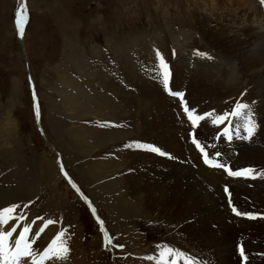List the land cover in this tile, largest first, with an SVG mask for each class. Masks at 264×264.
I'll return each instance as SVG.
<instances>
[{"label": "rangeland", "instance_id": "1", "mask_svg": "<svg viewBox=\"0 0 264 264\" xmlns=\"http://www.w3.org/2000/svg\"><path fill=\"white\" fill-rule=\"evenodd\" d=\"M25 4L28 15L22 42L15 25L18 0H0V210L19 205L16 212L24 214L26 205L30 204L29 215L43 214L62 222L67 232L64 242L73 250L71 260L66 258L63 264H146L149 255L160 259L161 246L183 251L192 256L189 257L195 264H214V258L195 245L179 225L145 212L141 207L143 200L132 198L125 180L118 174L126 168L127 157L121 154L122 151L126 154L125 150L118 146L116 149V145L127 142L136 132L129 122L137 113L122 108L117 112L120 117L125 115L122 122L109 120V117L95 119L88 109L102 108L105 98L96 106H93L96 101L92 100L100 93L105 95L102 88L118 78L115 86L120 88L119 100L114 93L107 98L116 105L124 101L125 108L126 100L134 102V107L136 102L140 107L139 117L151 119L152 116L145 113L154 108L155 100H142L143 94L147 97L148 93H142L141 89L144 85H155L157 75L150 70L153 66L149 65L147 56L143 58L138 51L129 56L130 59H124L119 50L123 53L126 41L128 45L131 40L152 42L166 36L165 39H177L193 53L190 64H196L194 67L201 72H205V65L197 60V53L205 52L219 59L221 84L228 92V98L219 106L226 113L235 109L236 99L251 104L256 112L257 104L264 99V3L261 0H25ZM185 34L189 36L180 39ZM162 56L166 59L164 54ZM150 57L158 62L157 53ZM169 66L171 68L172 64ZM154 72L158 73L157 65ZM171 72L174 76V66ZM173 79L171 88L174 89ZM156 81L162 86L159 79ZM128 94L140 99L132 100ZM174 102L169 108L185 125L177 107L173 109ZM36 105L44 135L55 150L37 127ZM156 105L158 110L160 104L156 102ZM160 115V122L148 123L162 127L161 122L167 119L161 112ZM143 118L137 122L144 125ZM82 130L90 138L97 137L93 146ZM153 130L157 131L158 139L164 140L167 149L172 150L173 135L168 136L162 129ZM78 133L83 136L82 142ZM148 133L139 131L141 138ZM209 143L211 140L203 144L208 146ZM151 144L159 147L154 142ZM160 149L173 158L142 153L152 155L154 160L182 163L173 153ZM193 153L198 157L195 151ZM229 156L233 168L239 170L236 156ZM103 162L115 169H108ZM61 165L64 174L87 196L89 206L71 190L73 187L62 175ZM213 185L218 188V175ZM227 188L231 193V188ZM91 206L99 218L93 215ZM227 212L234 217L228 208ZM206 216L204 213L200 218ZM99 220L103 221L113 245H106ZM40 225L36 223V227ZM10 226L2 227L8 230ZM212 228L216 231L215 224ZM51 231L47 227L36 245L35 235L30 237L35 252L40 254L37 259L43 255L40 250L49 247ZM55 235L59 233L52 237ZM203 247L215 251L221 246ZM56 259L51 256L48 264Z\"/></svg>", "mask_w": 264, "mask_h": 264}, {"label": "bare ground", "instance_id": "2", "mask_svg": "<svg viewBox=\"0 0 264 264\" xmlns=\"http://www.w3.org/2000/svg\"><path fill=\"white\" fill-rule=\"evenodd\" d=\"M187 36L189 35L185 34L184 37L180 39L187 38ZM165 38H155L152 42L147 39L145 42L131 40L128 41V45H126V41L123 42V53L121 52L122 50H119V52L124 59H128L131 55L133 56L136 54V51H138L143 58L147 56L149 65L153 66L150 70L157 75V72H154L157 65L156 59L155 57H150V55L157 53L155 52L156 50L159 51L161 55L164 54L166 56L167 62L172 64L171 69H173V66L175 67L176 72L174 76H172L174 78L172 85L175 90L186 89L185 92H187V96L185 101L190 110L194 109L197 114L208 113V110H211L210 113L214 112L215 114L226 113L219 106L228 98V92L224 90L221 84L222 78L219 75V67H221V65L217 64L219 59L217 60L211 54L205 56H210L212 59L202 58L197 55V59H202L205 65V72H201L200 68L194 67L196 64H190V59H192L191 56H194L193 53L188 52L182 47L177 39ZM154 46H156L155 50L152 49ZM138 48H140V50H138ZM173 53H175V55H173ZM117 79L113 81V84L107 82L108 86L104 89L102 88V92L104 91L106 96L100 93L96 96V100H92L93 103L96 101V103L93 104V106H96L100 99L104 100L105 98V104L102 108H89L88 110L93 114L92 116H95L93 117L95 119L105 120L109 117V120H123L122 122H125V115L120 117L117 114L122 108L129 113H137L133 114V118L130 122L126 121L134 125L136 132L132 133L129 139H126L128 140L127 142L122 141L116 145V149L118 146V148L124 149L126 153L124 154L123 151L121 152V154L127 157V164H125L126 168L124 167V171L122 173L118 172V174L122 175L125 180L126 188L130 192L132 198L137 199V201H141L142 199L143 203L141 207L145 209V212L148 211L147 213L153 215L154 218L159 215L162 218L170 219L172 224L179 225L181 228L180 230L187 233L186 235H188L195 245L203 248V252L214 258L212 259L214 264H241V258L237 251V246L240 244L244 245L246 248L248 254L247 264H264V218H259L264 216V178L257 174L255 180H230L226 178L223 173L220 174V171H216L218 173H215L205 169L200 164L198 157L193 153L194 150L188 144L187 130L189 128L184 125L181 120L176 119L174 112L169 108L170 103H172L174 99L162 92L163 87L156 81V79H159L158 75L153 81L155 85H144L141 89L142 93H148L147 97L143 94L142 97L144 98H141L142 100L154 99L160 104L158 110H156L157 105L155 101V104H153L154 108H151V110H149L150 106L147 108V111H149L145 114H149V117L152 116V118L146 120L142 117L146 121L144 125L138 123V119L142 120V118L139 117L140 107L136 106L138 103L135 102L134 107V102L128 99L126 100L125 108L123 107L124 101L122 103L120 100L119 105H116L107 98L108 94L114 93L119 100L117 92H119L120 88L115 86V81ZM128 95L131 99L135 97L133 94ZM65 99L67 100L68 98ZM136 99L138 100L140 98L137 97ZM257 105L258 108H256V112H254V122L257 124V129L252 137L251 144H244L242 140L236 142L235 148L240 154H237L236 158H234L236 159V164L239 166L238 169L254 168L257 170V173H264V99ZM107 106L108 108H106ZM172 106L173 109L177 107L175 102ZM110 107H112V110ZM160 112L167 119V122H161L162 127L160 125L156 126L153 123H150V125L148 123L149 121L160 122ZM235 122L242 123V121L237 119H235L234 123ZM139 125L141 127H139ZM153 129H162L169 133L168 136L173 135L170 139L172 150L167 149L164 145V140L162 141L157 138V131ZM83 130L82 132L85 134V130ZM215 130L216 127L208 120H205L202 122L201 126L196 129V134L200 142L207 145L210 141V135L213 136ZM139 131L149 133L145 138H141ZM85 136L86 139L90 138L87 133ZM75 137L77 138L76 134ZM78 137L82 142L83 136L78 133ZM96 138L97 137L90 138L92 146L97 142ZM80 141V145H84ZM147 141H149V143L154 142L158 144L160 148L169 153H173L182 163L173 164L166 160H154L152 155L149 156L146 155L147 153H142L141 148L137 147V145H144ZM89 145H91V143ZM230 154L233 155L232 153H229V155ZM229 155L227 154L226 157H230ZM105 166L111 170L115 169L113 166L111 167L107 164H105ZM62 172L65 173L64 170ZM217 175L219 189L213 185ZM69 181L71 180L69 179ZM71 183H74L72 181L70 182V186L73 187ZM211 186H214V189H212ZM226 186L231 188L233 202L236 201L238 203L237 207L239 211L242 213L255 214L258 217L257 219H249L244 215L239 217H231L229 215L226 208V200H224L225 195L223 193ZM77 188L73 187L77 193H80V191H77ZM82 197L83 201L86 202L85 196L83 195ZM204 213H207V216L200 218ZM213 224H215L216 231L212 228ZM7 227L5 228L6 230ZM3 229L4 228L0 226V231H6ZM211 245L221 247L216 248L215 251L203 247H210ZM59 247L62 246L59 245ZM41 251L42 250H40V252ZM60 255H66L67 257L68 252L66 254L60 253ZM48 259L44 261V264H48ZM158 260L159 258L155 259L153 255H149L147 258L148 263L146 264H157ZM28 261V263H25L31 264V258ZM64 261L65 259L61 260L57 258L53 264H63Z\"/></svg>", "mask_w": 264, "mask_h": 264}, {"label": "snow or ice", "instance_id": "3", "mask_svg": "<svg viewBox=\"0 0 264 264\" xmlns=\"http://www.w3.org/2000/svg\"><path fill=\"white\" fill-rule=\"evenodd\" d=\"M261 3H264V0H261ZM27 5L25 4V0H18V7L15 11V25L17 28L18 35L22 38L24 35L23 25L27 23ZM175 55V53H173ZM198 56L202 58L212 59L210 56H205V54L197 53ZM157 59H158V77L160 83L163 88L167 91V94L177 98L181 103V108L184 115L187 118V121L190 125L189 139L191 143L195 146V148L199 151L203 163L211 168L221 169L228 176L234 178H244V179H255L257 174L261 175L264 178V173H257V170L253 168H244L239 170H232L228 167L226 162L221 160V154L219 152L214 154H210L206 151L207 147L202 142L199 141L198 136L195 132L197 128H199L205 120H208L211 124L216 127L225 124L227 122L229 125H232V121L229 119L230 116L235 117L236 119L242 121L241 124L235 125L237 131L233 133L232 127L227 126L223 128V131L218 135L223 136L228 142H231L235 139L242 140H250L255 131L257 129V124L254 122V111L251 106L247 104H238L235 109L232 110L231 113H223V114H215L213 113H205V114H196L195 110H190L188 105L184 101L185 94L180 91H174L170 88V80L172 78V72L170 71L169 63L166 59L157 51ZM35 98V94H34ZM39 108H36V116L37 120H39ZM242 129L243 135L240 134V130ZM137 147L143 148L147 151L158 153L160 156H168V158H173L169 156V154L163 152L158 146H153L149 144L137 145ZM61 170L63 171V165H61ZM71 182V181H70ZM73 187L76 186L73 184ZM79 191V189H77ZM225 192L228 193L227 186L225 187ZM229 205L231 207L232 212L236 216H247L249 219H257L258 217L252 213H242L235 206L231 205V199H229ZM20 207L19 205H13L11 207H5L2 211H0V226H6L9 224L11 220L17 221V226L23 222L26 218L22 213L15 214L16 209ZM93 214L95 215V209H92ZM15 214V215H14ZM259 218H264L261 216ZM34 223V222H33ZM54 221L49 219L46 222V225L40 229L38 233L35 234L36 237L43 233L44 228L47 225L53 224ZM16 227H13L11 231H0V262L2 264H24V261L27 258H31V264H44V261L51 256H56L57 258L64 260L66 259V255H60V253H67L68 248L66 246L59 247V245L64 244L62 237H64L65 233L61 232L49 245V247L43 252L42 256H39L37 259L38 253L32 247V243L29 241V234L31 232L30 226H24L22 230L19 232L18 238L12 240L14 233L16 232ZM100 230L104 233L105 243L106 245H111V239L108 236L107 232L104 231L103 221H100ZM238 255L241 258V264H247L248 262V254L246 252V248L244 245L240 244L237 246ZM182 253H177L176 250L161 246L159 249L160 259L157 261V264H179V261L176 259L169 260V257L173 256H183ZM184 264H193L191 258L186 259Z\"/></svg>", "mask_w": 264, "mask_h": 264}, {"label": "crops", "instance_id": "4", "mask_svg": "<svg viewBox=\"0 0 264 264\" xmlns=\"http://www.w3.org/2000/svg\"><path fill=\"white\" fill-rule=\"evenodd\" d=\"M12 225V223H10L8 226Z\"/></svg>", "mask_w": 264, "mask_h": 264}, {"label": "water", "instance_id": "5", "mask_svg": "<svg viewBox=\"0 0 264 264\" xmlns=\"http://www.w3.org/2000/svg\"><path fill=\"white\" fill-rule=\"evenodd\" d=\"M23 28H24V25H23ZM39 120H40V117H39Z\"/></svg>", "mask_w": 264, "mask_h": 264}]
</instances>
